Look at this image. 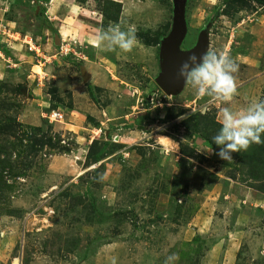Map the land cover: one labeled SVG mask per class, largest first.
Returning <instances> with one entry per match:
<instances>
[{
	"label": "rangeland",
	"instance_id": "obj_1",
	"mask_svg": "<svg viewBox=\"0 0 264 264\" xmlns=\"http://www.w3.org/2000/svg\"><path fill=\"white\" fill-rule=\"evenodd\" d=\"M173 9L174 0H0V168L10 186L0 264H164L173 253L175 264H264V193L245 150L227 161L205 142L225 107L264 100V0L184 2L180 48L204 29L207 49L238 65L227 102L185 81L173 95L156 85ZM113 23L136 27L131 52L90 44ZM51 110L63 121L49 122Z\"/></svg>",
	"mask_w": 264,
	"mask_h": 264
},
{
	"label": "clouds",
	"instance_id": "obj_2",
	"mask_svg": "<svg viewBox=\"0 0 264 264\" xmlns=\"http://www.w3.org/2000/svg\"><path fill=\"white\" fill-rule=\"evenodd\" d=\"M90 44L101 52L128 53L137 46V29L134 25L122 27L120 23L109 24L90 39ZM238 65L227 52H217L208 48L200 56L192 53L183 61L177 78L185 82L200 97L230 101L237 94V84L233 73ZM218 132L212 142L219 147L216 153L221 159L232 160V153L247 150L252 144L264 143V100H254L247 108L233 111L225 107L222 111ZM98 179H102L98 178ZM178 254L169 255L164 264H175Z\"/></svg>",
	"mask_w": 264,
	"mask_h": 264
},
{
	"label": "water",
	"instance_id": "obj_3",
	"mask_svg": "<svg viewBox=\"0 0 264 264\" xmlns=\"http://www.w3.org/2000/svg\"><path fill=\"white\" fill-rule=\"evenodd\" d=\"M185 0H174L173 23L170 32L162 38L159 45V68L160 72L155 78L156 85L166 95L178 93L184 85L183 77L177 78L180 65L187 60L188 56L195 53L200 56L207 49V37L204 29L200 31L196 44L189 50H182L180 44L185 36V21L183 17V6ZM84 82L90 78L89 73L81 67ZM196 142H203L198 138Z\"/></svg>",
	"mask_w": 264,
	"mask_h": 264
},
{
	"label": "trees",
	"instance_id": "obj_4",
	"mask_svg": "<svg viewBox=\"0 0 264 264\" xmlns=\"http://www.w3.org/2000/svg\"><path fill=\"white\" fill-rule=\"evenodd\" d=\"M252 2H261V0H230L231 6L234 3L240 5H249ZM87 88L90 91L89 83H87ZM89 94L92 97V93L90 92ZM199 117H201L202 119L204 118V115L199 114ZM214 124L220 126L219 124H217V122ZM194 125H196L195 122L193 123V126ZM203 127L204 128L200 129L199 131H202V133L205 134L204 137H206L207 133L209 132V130L212 129V127L208 123H205V125L203 124ZM261 139L264 140V135H262ZM205 142L208 145H210L212 148H214L215 145L212 142V140L206 139ZM239 156L241 157L242 164H244L247 167V172L249 174V177L253 179L256 184L253 186V188L264 193V143L252 144L247 150H245L243 153H240ZM0 165H2L1 162ZM4 167L5 166L0 168V201L6 197V192L10 189L9 188L10 186L6 184V180L4 179V176H2V171L4 170ZM263 222H264V213H263Z\"/></svg>",
	"mask_w": 264,
	"mask_h": 264
},
{
	"label": "built area",
	"instance_id": "obj_5",
	"mask_svg": "<svg viewBox=\"0 0 264 264\" xmlns=\"http://www.w3.org/2000/svg\"><path fill=\"white\" fill-rule=\"evenodd\" d=\"M31 42V39H29L28 41H26V43L29 44V47L32 48V44L30 43ZM60 49H62V47H60ZM63 113L60 112V111H53L51 110L50 112H48L46 114V119L49 121V122H53V121H56L58 120L57 122H61L63 121L62 118H63ZM64 119V118H63ZM94 133H97L98 135H100V133H102L104 136H106V131L102 130L101 129H98L97 131H95ZM117 137V134H112V137H111V140L114 141V139Z\"/></svg>",
	"mask_w": 264,
	"mask_h": 264
},
{
	"label": "crops",
	"instance_id": "obj_6",
	"mask_svg": "<svg viewBox=\"0 0 264 264\" xmlns=\"http://www.w3.org/2000/svg\"><path fill=\"white\" fill-rule=\"evenodd\" d=\"M41 21V20H40ZM41 23V22H40ZM46 30H48V28L46 29ZM86 70V69H85Z\"/></svg>",
	"mask_w": 264,
	"mask_h": 264
}]
</instances>
